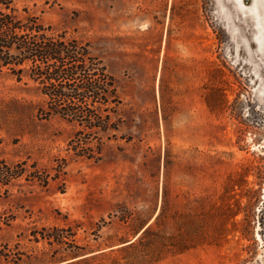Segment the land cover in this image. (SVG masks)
I'll return each mask as SVG.
<instances>
[{
  "label": "rangeland",
  "instance_id": "374dc122",
  "mask_svg": "<svg viewBox=\"0 0 264 264\" xmlns=\"http://www.w3.org/2000/svg\"><path fill=\"white\" fill-rule=\"evenodd\" d=\"M15 4L89 43L123 101L86 159L0 72V156L68 161L0 199V264H264V0Z\"/></svg>",
  "mask_w": 264,
  "mask_h": 264
},
{
  "label": "trees",
  "instance_id": "16d2710c",
  "mask_svg": "<svg viewBox=\"0 0 264 264\" xmlns=\"http://www.w3.org/2000/svg\"><path fill=\"white\" fill-rule=\"evenodd\" d=\"M3 71L37 85L42 96L40 117L58 116L77 124L78 130L69 142L76 156L100 159V146L96 154L89 144L100 140L101 133L119 130L120 119L114 117L123 100L116 77L92 53L89 43L45 24L27 8L21 12L15 0H0V72ZM54 161L55 172L51 173L37 161L10 162L0 156V199L8 197L12 186L22 179L43 186H48L50 179H59L66 173L68 161ZM2 221L8 224L10 219L0 215Z\"/></svg>",
  "mask_w": 264,
  "mask_h": 264
}]
</instances>
